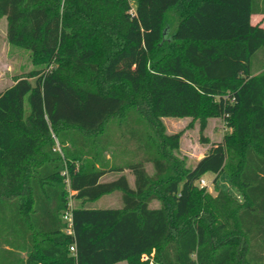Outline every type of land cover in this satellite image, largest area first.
<instances>
[{"label": "trees", "instance_id": "1", "mask_svg": "<svg viewBox=\"0 0 264 264\" xmlns=\"http://www.w3.org/2000/svg\"><path fill=\"white\" fill-rule=\"evenodd\" d=\"M261 11L264 0H0L9 40L36 64L0 91V264H264ZM166 116L199 118L203 142L210 117L230 131L189 167ZM208 172L239 196L200 186ZM115 191L120 208L76 204Z\"/></svg>", "mask_w": 264, "mask_h": 264}, {"label": "rangeland", "instance_id": "2", "mask_svg": "<svg viewBox=\"0 0 264 264\" xmlns=\"http://www.w3.org/2000/svg\"><path fill=\"white\" fill-rule=\"evenodd\" d=\"M253 23H261L264 26V11L256 12L252 16ZM170 30L175 28L178 19L171 20ZM8 18L6 15L0 14V91H4L11 85H13L21 77H29L31 71L36 67L33 60V55L30 50L14 44L9 40L8 37ZM170 32V31H169ZM34 80L33 77H30ZM166 126L167 133H181L180 147L176 151V154L183 158L187 166H193L196 161L201 158L212 142H218L222 140L224 133L226 134L230 129L225 125L223 118L221 117H210L208 120V126L204 135L208 137L209 142H203L201 139L200 131V120L197 117L185 116L175 117L166 116L163 118ZM56 144L60 149L56 135L53 133ZM146 168L150 174H154V166L152 162L146 163ZM128 175L131 184H134V176L128 170L125 171ZM117 173H111L108 175V179L117 177ZM208 182L206 187L208 191L215 195V187L221 186L223 188H229L234 195L239 196V191L235 186L230 185V180L226 172H222L218 178L217 183H214L215 174L208 172L203 176ZM200 182H198L199 184ZM200 186L201 183H200ZM122 191H115L112 193L105 194L96 200H83L76 204L85 205L95 208H106V207H122ZM151 204L153 206H159L161 201L154 199ZM75 201L73 198L70 199V206L73 208ZM67 231V228L64 229ZM147 257H145L146 259ZM116 264H129L127 260L119 261Z\"/></svg>", "mask_w": 264, "mask_h": 264}, {"label": "built area", "instance_id": "3", "mask_svg": "<svg viewBox=\"0 0 264 264\" xmlns=\"http://www.w3.org/2000/svg\"><path fill=\"white\" fill-rule=\"evenodd\" d=\"M130 13H131L132 16L135 14V9L133 7L130 9ZM200 183H201L202 186H205V185L208 184V182L206 181V179L204 177H202L200 179ZM63 217H64L65 222H67V224H68L66 232L72 233L73 232V229H72V225H73V222H72V207H71L70 210H68V211H66L64 213ZM70 250L72 252H76V245L73 244L70 247Z\"/></svg>", "mask_w": 264, "mask_h": 264}]
</instances>
